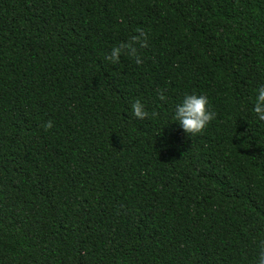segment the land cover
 <instances>
[{"label": "trees", "instance_id": "trees-1", "mask_svg": "<svg viewBox=\"0 0 264 264\" xmlns=\"http://www.w3.org/2000/svg\"><path fill=\"white\" fill-rule=\"evenodd\" d=\"M137 30L140 65L104 60ZM260 83L264 0H0V264H252ZM191 92L196 135L170 119Z\"/></svg>", "mask_w": 264, "mask_h": 264}, {"label": "clouds", "instance_id": "clouds-1", "mask_svg": "<svg viewBox=\"0 0 264 264\" xmlns=\"http://www.w3.org/2000/svg\"><path fill=\"white\" fill-rule=\"evenodd\" d=\"M148 38L143 30H137V34L129 36L126 40L120 41L112 46L104 55V60L110 64H118L121 56L134 60L135 64L140 65L142 57L139 49L147 46ZM156 96L164 100L165 96L162 90H155ZM251 103V112L254 113L256 120L264 122V83H260L254 95L249 98ZM132 116L143 120L145 117L155 116V113H149L144 103L137 99L131 105ZM216 113L212 110L208 98L203 93H185L176 102L172 109L171 122H176L184 133L196 135L201 133L208 123L214 120ZM53 127L52 120H45L42 124L44 130ZM252 264H264V239L256 243V254Z\"/></svg>", "mask_w": 264, "mask_h": 264}]
</instances>
